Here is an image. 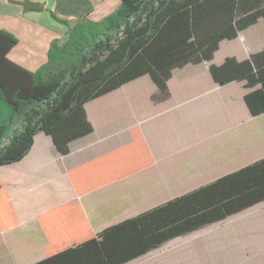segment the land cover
Segmentation results:
<instances>
[{
    "label": "crops",
    "instance_id": "crops-1",
    "mask_svg": "<svg viewBox=\"0 0 264 264\" xmlns=\"http://www.w3.org/2000/svg\"><path fill=\"white\" fill-rule=\"evenodd\" d=\"M22 1L0 0V29L18 37L9 56L30 70L46 60L50 40L66 29L50 12L75 24L84 16L98 21L119 4L30 0L45 8L34 11L25 10ZM227 57L250 60L263 82H216L210 67ZM167 85L169 97L155 102L157 87L151 77L134 78L84 104L92 131L71 141L67 153H60L52 137L40 131L20 160L0 165L17 221L9 229L0 228V264H34L46 258L49 243L38 215L54 207H81L86 223L81 216L71 219L59 212L45 218L51 233L74 245L75 235L85 234L87 225L99 233L264 158V112L251 114L245 101L246 94L264 90L263 17L235 37L222 39L210 60L172 69ZM10 116V107L0 99V123ZM133 126L140 130L152 163L122 175V157L104 156L132 141ZM71 177L82 188L96 186L78 194ZM58 247L49 254L63 249ZM103 261L100 253H85L60 264ZM122 264H264V200L169 238Z\"/></svg>",
    "mask_w": 264,
    "mask_h": 264
},
{
    "label": "trees",
    "instance_id": "trees-1",
    "mask_svg": "<svg viewBox=\"0 0 264 264\" xmlns=\"http://www.w3.org/2000/svg\"><path fill=\"white\" fill-rule=\"evenodd\" d=\"M22 3L25 10H45L39 2ZM50 15L65 26V37L50 40L46 60L35 70L10 58L19 39L10 30L0 29V99L11 109L10 119L0 123V165L20 160L40 131L52 137L60 153H67L71 141L92 131L84 104L143 74L157 87L152 100L167 99L172 69L210 60L222 39L233 38L259 17L264 18V0H119L100 20L84 16L75 24L52 12ZM210 70L220 84L246 80L247 86H252L263 82L260 73L256 77L250 60L227 57ZM245 101L251 114L264 112L263 89L246 94ZM130 131L129 144L104 156L122 157V175L152 163L138 127ZM113 176H119L118 172ZM71 178L78 194L96 186L82 188ZM261 200L264 158L99 233L94 234L87 225L85 234L75 235L74 245L63 235L51 233L45 221L49 213L59 212L71 219L81 216L86 223L79 205L62 204L38 215L49 245L46 258L34 264H60L85 253H100L104 257L101 264H122L169 238ZM16 224L0 179V228ZM53 246L63 249L50 255Z\"/></svg>",
    "mask_w": 264,
    "mask_h": 264
},
{
    "label": "rangeland",
    "instance_id": "rangeland-1",
    "mask_svg": "<svg viewBox=\"0 0 264 264\" xmlns=\"http://www.w3.org/2000/svg\"><path fill=\"white\" fill-rule=\"evenodd\" d=\"M64 29V28H63ZM63 33L60 35L62 37H65V29L62 31ZM7 122V121H6Z\"/></svg>",
    "mask_w": 264,
    "mask_h": 264
}]
</instances>
